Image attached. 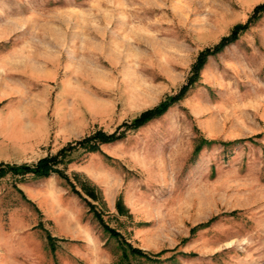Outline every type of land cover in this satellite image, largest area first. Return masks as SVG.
Wrapping results in <instances>:
<instances>
[{
  "label": "rangeland",
  "instance_id": "obj_1",
  "mask_svg": "<svg viewBox=\"0 0 264 264\" xmlns=\"http://www.w3.org/2000/svg\"><path fill=\"white\" fill-rule=\"evenodd\" d=\"M262 3L0 0V51L9 43L42 59L36 76L30 66L18 74L21 90L42 94V143L6 147V156L32 163L93 130L123 129L175 93L198 52ZM201 139L211 142L194 154ZM65 170L98 187L97 209L124 238L151 257L166 251L123 260L62 179L8 173L6 264H264V12L207 56L197 83L162 115L96 152L78 148Z\"/></svg>",
  "mask_w": 264,
  "mask_h": 264
},
{
  "label": "trees",
  "instance_id": "obj_2",
  "mask_svg": "<svg viewBox=\"0 0 264 264\" xmlns=\"http://www.w3.org/2000/svg\"><path fill=\"white\" fill-rule=\"evenodd\" d=\"M264 12V3L254 6L250 16L245 22L237 23L232 26L230 31L223 35L218 42L212 46H208L200 50L191 65V71L186 81L181 84L175 93L168 94L162 98L157 104L150 108H146L140 111L137 115L133 116L130 120L123 121L120 125L121 130H114L107 132L103 129H96L92 132L84 135L83 137L68 141L61 146L55 153L46 154L38 158L33 163H3L0 162V179L6 174L11 173L15 176H22L25 174H31L35 177H49L56 175L62 179L69 190L81 198L87 206V211L90 212L93 218L102 226L103 230L110 236L115 237L119 244L121 251V258L128 260L129 256L133 258H153L156 259L166 250H161L151 257V255L142 248L133 245L114 227L110 226L104 219L101 212L97 209L96 204H104L98 187L89 181L88 179H82L79 181V175L73 173L69 175L66 172V165L72 159V154L78 148H82L88 152H96L100 149V146L105 143L113 142L121 139L126 130H135L150 120L162 115L171 105L182 99L187 92L197 83L199 78V71L206 61L208 55L215 54L221 51L228 43L234 41L238 35L250 26L252 21L257 18L258 14ZM206 139L195 145L193 153L199 151L203 143H210ZM115 208L119 214H125L124 205L120 198H117L115 202ZM47 239L52 240V236L48 233ZM173 258V255L170 257Z\"/></svg>",
  "mask_w": 264,
  "mask_h": 264
},
{
  "label": "crops",
  "instance_id": "obj_3",
  "mask_svg": "<svg viewBox=\"0 0 264 264\" xmlns=\"http://www.w3.org/2000/svg\"><path fill=\"white\" fill-rule=\"evenodd\" d=\"M6 38L4 29L0 30V44ZM3 51H0V162L28 163L26 159L6 156V147L32 148L37 142L42 143L41 126H39V140L36 132L38 119L43 112L42 94L28 89L21 90L18 77L21 66L23 68L30 66V73L36 76L41 72L42 59L41 55L33 57V54L22 52L25 49L20 47H15L12 51L9 43L6 44V52ZM4 241H6V230L0 229V242ZM0 264H6V256L1 252Z\"/></svg>",
  "mask_w": 264,
  "mask_h": 264
}]
</instances>
